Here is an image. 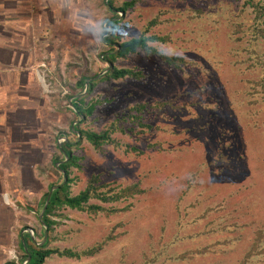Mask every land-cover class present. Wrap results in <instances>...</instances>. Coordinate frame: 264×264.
I'll use <instances>...</instances> for the list:
<instances>
[{"label":"rangeland","instance_id":"rangeland-1","mask_svg":"<svg viewBox=\"0 0 264 264\" xmlns=\"http://www.w3.org/2000/svg\"><path fill=\"white\" fill-rule=\"evenodd\" d=\"M127 1L117 0V6ZM204 3L139 0L121 15L119 42L138 37L157 18L149 34L167 41L149 46L192 63L177 71L144 52L117 58L114 66L136 69L143 79L103 81L84 97V106L102 103L82 128L99 133L117 123L126 131L112 134L117 145L99 152L85 140L73 147L79 160L67 177L70 195L93 175L105 185L103 192L137 183L144 193L114 203L91 200L104 209L96 215L59 210L57 225L47 233L48 248L103 247L93 256H51L43 264H237L249 247V226L264 224V103L240 83L248 77L246 63L226 55L225 3L202 12ZM4 6L8 15H0V28L13 37L7 60L0 47V264H20L22 233L43 243L39 203L60 178L53 169L61 160L58 134L75 125L68 95L80 92V77L92 78L104 67L102 30L110 14L104 0H13ZM28 20L31 34H25ZM136 104L147 108L131 119L129 108ZM229 224L248 229L216 232L217 225ZM237 235L245 244L211 245ZM206 246L208 253L192 254ZM184 252L191 258L180 259ZM259 254L252 264H264Z\"/></svg>","mask_w":264,"mask_h":264},{"label":"trees","instance_id":"trees-1","mask_svg":"<svg viewBox=\"0 0 264 264\" xmlns=\"http://www.w3.org/2000/svg\"><path fill=\"white\" fill-rule=\"evenodd\" d=\"M7 1L12 2L13 0ZM221 1L225 3L229 11L228 20L230 24V34L226 35V55L231 53L233 58H241V60H236L235 62H240L241 64L246 63L245 70L246 73H248V77L242 79L240 83L245 85L244 89L251 90L252 93H254V91L255 93H259V96L262 97L264 103V0H205V3L203 4L205 9H201L200 11L203 12L207 9V11L212 12L214 5H221ZM104 2L110 14V18L104 23L106 25L102 30V43L107 46V50L103 52L101 58V61H104V67L98 69V73L96 72L92 78L84 76L80 77L76 83V87L80 88V92L68 95L69 101L67 102V110L72 112L74 116L72 123H75V125H73L67 133L58 134L59 139H63V142L56 146L58 153L61 155V160L56 162L57 166L53 169L60 176V182H58V180L53 185H50L49 190L53 186H57V189L51 193L49 202L41 219H37L41 229L39 233L41 239L44 238L45 233L49 234V232H52L53 227L57 225V222L53 220V217H57V212L62 208L96 215L97 213L104 211V209L98 205L89 204L91 200L102 203H114L122 198H133L136 195L144 193L143 190L139 189L137 183L119 190L115 194H110L112 190L103 192L101 189H103L105 185H98L99 176L93 175L81 192L76 196L70 195L69 184L71 180L67 177L69 176L70 168L78 167L76 162L79 160L72 154L73 147L79 145L82 140H85L95 151L99 152L105 145H117L115 140L111 138L112 134L116 132L124 133L126 131L121 126H117V123H112L109 127L99 133L82 128L81 125L84 123L85 119L92 115L97 105L102 103V101L96 100L84 106V97L92 91L97 83L103 81L109 82L111 80L124 79H134L139 81L143 79V75L140 71L136 69L117 68L113 65V61L117 58H126L128 55L144 52L146 55L158 57L165 66L177 71L182 70V67L186 64L192 63L185 61L182 57L164 55L157 51L155 47L149 46L151 43L165 44L167 41V37L165 36L155 33L149 34L151 27L158 24L157 18L149 21L138 37L119 42L115 34L120 27L119 23L121 22V15L126 14L130 8H133L139 2V0L123 2L120 6H117V0H104ZM4 3L5 0H2L0 3V14L7 12ZM216 13L217 12L213 10L212 15ZM238 33H240V36H236ZM230 62H232V60ZM98 75H100L99 78H97ZM86 84L87 87H84ZM83 91L85 92L84 94ZM155 104L158 105L157 102ZM256 104L258 105L257 100L256 102H251V105ZM146 108L147 106L145 104H136L129 108L128 117L131 115V119H136V117L133 116V113H142ZM260 109L261 108L258 107L257 111V108H255V112H261ZM137 125L146 129H152V126L150 125L138 124V122ZM133 150L134 149L131 148V151ZM218 171L222 172L223 169H219ZM252 187L253 183L251 186L246 187V189L249 191ZM239 190H236L234 194L241 193L242 190H240V192ZM48 193L44 194L40 200L37 214L41 212ZM251 203L252 202L247 203L249 211L252 210ZM241 208L242 207H240V209ZM125 210H127V208L123 211ZM110 212H113V210ZM241 216L242 215L238 214L235 221L241 219ZM246 227H248V225L245 226V224L244 226L229 224L228 226L222 225L221 227H218L217 225L216 232H220V230H228L232 234H238L239 230L243 229V233L244 230L248 229ZM249 228H251L252 234V237L249 239V247H246V252L244 253L243 258L239 260L237 264H252L254 262L252 259L257 256L255 254L264 253V246L261 244V242L264 241V224L257 225L256 227L252 224ZM35 237L34 235L31 236L28 232L20 235L19 248L23 254L20 264H43L45 259H48L51 256L67 259H80L81 257L93 256L103 247V243H99L82 251H74L69 248H48V237L41 245L34 241ZM241 243L245 244V240L242 236L237 235L226 240H218L215 244L211 245H224L230 247L237 244L240 245ZM208 247L209 246L204 247L199 252H192V254H206L209 252L208 250H211ZM192 254L184 252L179 257L184 260L191 258L190 255ZM28 257L30 260L27 262ZM9 264L15 263L11 262Z\"/></svg>","mask_w":264,"mask_h":264},{"label":"crops","instance_id":"crops-1","mask_svg":"<svg viewBox=\"0 0 264 264\" xmlns=\"http://www.w3.org/2000/svg\"><path fill=\"white\" fill-rule=\"evenodd\" d=\"M4 1V0H3ZM7 1V0H6ZM5 1V2H6ZM2 2V0H0V3ZM0 15H3V16H7L8 14H7V12H5V13H3V14H0ZM28 18H29V16H28ZM29 19H31V18H29ZM30 25H31V20H28V22H27V31H25V34H31L32 32H30L29 30L31 29V27H30ZM6 27V26H5ZM29 29V30H28ZM7 31H6V29L4 28V26H1V28H0V42H1V44H0V47L3 45L5 48H6V52H5V58H6V60H7V52H8V50H9V48L8 47H10L9 45H10V42H11V40H12V37H10V35L9 36H7V33H6ZM16 43V42H15ZM11 49V51H13V48L11 47L10 48Z\"/></svg>","mask_w":264,"mask_h":264},{"label":"water","instance_id":"water-1","mask_svg":"<svg viewBox=\"0 0 264 264\" xmlns=\"http://www.w3.org/2000/svg\"><path fill=\"white\" fill-rule=\"evenodd\" d=\"M86 87H87V84H86ZM64 181H65V179H64ZM55 189H57V186H54V187L52 188V190L48 193V196H47V198H46V201H45V204H44V206H43L42 212L40 213L38 219H41V217H42V215H43V213H44V211H45V209H46V207H47V204H48V202H49V199H50L51 193H52ZM46 239H47V233H45V235H44L43 242H45ZM29 260H30V258L28 257V258H27V262H28Z\"/></svg>","mask_w":264,"mask_h":264}]
</instances>
